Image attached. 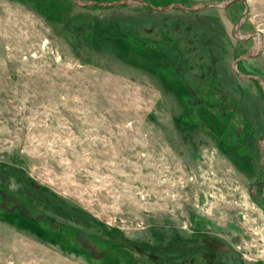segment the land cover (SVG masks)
<instances>
[{
	"label": "rangeland",
	"instance_id": "374dc122",
	"mask_svg": "<svg viewBox=\"0 0 264 264\" xmlns=\"http://www.w3.org/2000/svg\"><path fill=\"white\" fill-rule=\"evenodd\" d=\"M246 2L240 31L264 36ZM241 8L0 0V264H264V102L229 67ZM237 68L264 79V48Z\"/></svg>",
	"mask_w": 264,
	"mask_h": 264
},
{
	"label": "water",
	"instance_id": "95a60500",
	"mask_svg": "<svg viewBox=\"0 0 264 264\" xmlns=\"http://www.w3.org/2000/svg\"><path fill=\"white\" fill-rule=\"evenodd\" d=\"M74 4L79 7H91V6H121V5H140L146 6L147 8L154 11L166 12L173 8H178L187 11H198L203 8L211 7V8H225L233 2H240L242 4V8L237 20L234 22L232 26V37L237 41H247L250 40V46L243 51L242 53L235 56L229 63V67L232 72L243 81H251L254 82L262 95V99L264 102V79L253 73L244 72L237 68V63L240 61H247L249 59L255 58L259 56L264 48V36L260 31L253 32H242L240 31V26L244 23L246 19V14L248 10V5L246 0H219L215 2L210 1H198L193 4H182L181 2L173 1L166 5H154L145 0H73ZM257 146L264 149V135L260 136L256 142ZM260 198L262 203L264 204V179L261 185Z\"/></svg>",
	"mask_w": 264,
	"mask_h": 264
},
{
	"label": "trees",
	"instance_id": "16d2710c",
	"mask_svg": "<svg viewBox=\"0 0 264 264\" xmlns=\"http://www.w3.org/2000/svg\"><path fill=\"white\" fill-rule=\"evenodd\" d=\"M145 1H147V2H149V3H151V4H154V5H158V4H156L153 0H145ZM242 5V4H241ZM146 7V6H145ZM90 32H92V30H90ZM102 33V32H101ZM128 34H126V37H127V39L130 41V43L131 44H133L134 46L137 44V45H139V42L142 44V49L143 48H147L149 45H151V43L152 42H150V41H147V42H144L142 39H140V38H138L137 39V42L135 41V36L133 35V32L132 31H130V30H128V32H127ZM158 43H160L159 41H156V43L155 44H158ZM154 46V45H153ZM137 48H139V47H137ZM254 83V82H253ZM255 84V83H254ZM256 85V84H255ZM257 86V85H256ZM258 87V86H257ZM45 198L52 204V205H58L59 204V200H57L56 198H54L53 196H51L50 194H47L46 196H45ZM3 214L4 213H7V212H4L3 210L1 211ZM67 212H70V213H73L74 211L73 210H71V209H68L67 210ZM27 222H29L28 220H26ZM71 229H74V227H72V226H69ZM44 232H46L47 234H51V235H53V233L54 232H49V231H47V230H43ZM54 234H56V235H60L59 234V232H58V230H56L55 231V233ZM62 237V236H61ZM63 239V238H62ZM149 256L147 255V258H148Z\"/></svg>",
	"mask_w": 264,
	"mask_h": 264
},
{
	"label": "flooded vegetation",
	"instance_id": "af4514ba",
	"mask_svg": "<svg viewBox=\"0 0 264 264\" xmlns=\"http://www.w3.org/2000/svg\"><path fill=\"white\" fill-rule=\"evenodd\" d=\"M251 42V41H250Z\"/></svg>",
	"mask_w": 264,
	"mask_h": 264
}]
</instances>
